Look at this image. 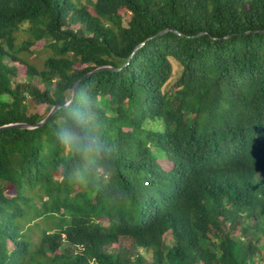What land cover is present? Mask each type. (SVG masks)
Masks as SVG:
<instances>
[{"label": "trees", "instance_id": "trees-1", "mask_svg": "<svg viewBox=\"0 0 264 264\" xmlns=\"http://www.w3.org/2000/svg\"><path fill=\"white\" fill-rule=\"evenodd\" d=\"M107 65L74 95L99 175L68 178L65 107L0 130V264H264V0H0V127Z\"/></svg>", "mask_w": 264, "mask_h": 264}, {"label": "clouds", "instance_id": "clouds-1", "mask_svg": "<svg viewBox=\"0 0 264 264\" xmlns=\"http://www.w3.org/2000/svg\"><path fill=\"white\" fill-rule=\"evenodd\" d=\"M65 107L55 124V137L69 158H75L68 178L73 181L86 182L89 174L105 166L109 149L100 150L98 137L93 134L95 116L92 102L87 93L81 92L75 98L68 97Z\"/></svg>", "mask_w": 264, "mask_h": 264}, {"label": "rangeland", "instance_id": "rangeland-1", "mask_svg": "<svg viewBox=\"0 0 264 264\" xmlns=\"http://www.w3.org/2000/svg\"><path fill=\"white\" fill-rule=\"evenodd\" d=\"M126 19V18H125ZM44 46V42L43 41H39L37 43H35L31 48L30 50H32L33 52V55L36 54L37 55V58H35V55L34 56H31L29 59L30 62H38L40 65H41V62L44 60V58H46V55L48 53L46 52H42V48ZM172 63V75H171V78L168 82V84L166 85L165 89L168 90L172 84L174 83V81L176 80V78L178 77L179 73H180V67L179 65L175 62V61H171ZM18 76L16 77L17 81H23L24 80V69L22 67H18ZM35 83L38 82V79L36 78ZM32 111H36L38 114H42L44 111H45V105H39V106H36L33 108ZM147 127L149 128H152L154 130H162V126H161V123H154V124H149L147 125ZM165 169H168L170 168V163H163L162 165ZM168 243L171 244L172 243V240L170 238H166ZM142 252V251H141ZM144 256L145 257H149L150 255L147 254V253H144Z\"/></svg>", "mask_w": 264, "mask_h": 264}, {"label": "water", "instance_id": "water-1", "mask_svg": "<svg viewBox=\"0 0 264 264\" xmlns=\"http://www.w3.org/2000/svg\"><path fill=\"white\" fill-rule=\"evenodd\" d=\"M166 31H163V32H160L158 33L157 35H160L162 33H164ZM144 44V42H142L141 44H139L138 46H136L132 52V55L133 53L138 49L140 48L142 45ZM118 71V69H115L109 65L107 66H101V67H98V68H94L93 70L87 72L86 74H84L79 80H77L74 85H73V88H72V95L71 97L74 98V95H75V90H76V87H77V84L78 82L82 79V78H87L89 77L90 75L94 74V73H97V72H101V71ZM63 107H67V104H63V105H55L53 106L49 112L47 113V115L39 122L35 123V124H30V123H27V122H18V123H12V124H6L4 126H1L0 127V130H5V129H20V130H23V129H35V128H39L41 126H43V124L46 123V121L48 120V118H50L51 116H53L55 114V112L59 109V108H63Z\"/></svg>", "mask_w": 264, "mask_h": 264}]
</instances>
